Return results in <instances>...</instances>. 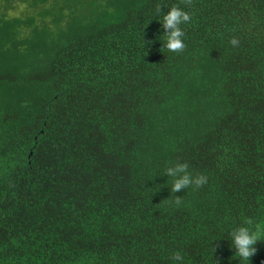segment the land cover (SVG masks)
Instances as JSON below:
<instances>
[{"label": "trees", "instance_id": "16d2710c", "mask_svg": "<svg viewBox=\"0 0 264 264\" xmlns=\"http://www.w3.org/2000/svg\"><path fill=\"white\" fill-rule=\"evenodd\" d=\"M261 224L264 0H0V264H241Z\"/></svg>", "mask_w": 264, "mask_h": 264}, {"label": "clouds", "instance_id": "9594fccd", "mask_svg": "<svg viewBox=\"0 0 264 264\" xmlns=\"http://www.w3.org/2000/svg\"><path fill=\"white\" fill-rule=\"evenodd\" d=\"M26 5L18 4L17 12H9V17L18 16L20 12L26 9ZM157 12H162V8H158ZM192 20V16L182 8L170 7L167 13H163L160 24L165 30L164 45L168 51L172 53L182 52L186 45L184 43L185 33L181 25H186ZM230 43L236 46L239 42L233 38ZM187 163L177 162L175 167H167L165 175L171 178V190L173 192L187 189L190 185L196 187L203 186L207 183V177L196 175L193 179L188 171ZM176 205L181 203L180 200L174 202ZM252 221L248 220L245 225H251ZM241 225L232 229L228 235L230 237V247L235 250V256L241 261V264H250V258L256 253V245L260 241H264V224L257 225L255 229L249 226ZM173 264H184V257L179 252H175L171 256Z\"/></svg>", "mask_w": 264, "mask_h": 264}]
</instances>
